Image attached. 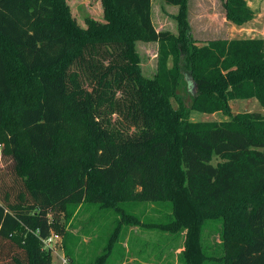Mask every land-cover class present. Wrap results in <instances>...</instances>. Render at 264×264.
Wrapping results in <instances>:
<instances>
[{"label":"trees","instance_id":"obj_1","mask_svg":"<svg viewBox=\"0 0 264 264\" xmlns=\"http://www.w3.org/2000/svg\"><path fill=\"white\" fill-rule=\"evenodd\" d=\"M163 1L178 7L177 40L154 27L151 0H100V17L82 22L67 0H0V160L15 175L13 185L0 176V264H49L43 240L77 201L121 211L108 248L130 226L184 230L183 264H264V116L189 120L228 112L232 99L264 105V38L197 45L187 0ZM222 1L228 21L253 18L246 0ZM137 39L158 43L151 76ZM182 54L196 86L188 104L177 92ZM131 201H165L171 213L146 221L125 212ZM206 219L221 224L218 256L202 244Z\"/></svg>","mask_w":264,"mask_h":264},{"label":"rangeland","instance_id":"obj_2","mask_svg":"<svg viewBox=\"0 0 264 264\" xmlns=\"http://www.w3.org/2000/svg\"><path fill=\"white\" fill-rule=\"evenodd\" d=\"M67 2L73 15L80 22L87 15H93L96 18L101 15L100 0H67ZM185 11L189 32L187 35L197 45L215 39L259 38L257 36L261 38L260 33H264V16L260 18L262 30L259 31L249 24L244 28L231 26L225 17L222 0H187ZM177 13L176 5L167 4L163 0H151V19L154 27L156 30H169L176 40L179 34L175 19ZM134 44L143 74L151 76L158 68V43L137 39ZM183 60L185 58L182 54L181 76L177 92L186 99L188 104L190 92L195 93L196 86L194 83L192 85V78ZM250 112H258L264 116V105L259 104L254 98H237L229 101L228 112L203 113L191 110L189 120H224L236 113ZM10 161L12 160L9 158L5 160L2 157L0 176L4 181L13 185L12 179L15 175ZM55 161L56 164L60 163L59 155ZM41 165L42 161H36L32 167L39 170ZM122 207L126 213L134 214L146 221L150 218L162 221L167 219L171 213L170 204L165 201H131L126 202ZM120 214L121 211L113 207L100 206L99 202L93 201L70 202L63 206L59 210L58 222H55L51 231L53 237H58V242L55 245L56 253L51 251L49 264H62L60 256L65 257L63 239L66 241L65 249L73 257L74 264H168L169 259L171 264H183L179 254L183 249L184 230L173 234L174 230L165 231L150 227L130 226L127 232L121 234V239L112 242L108 248V237ZM220 232L219 219H206L202 224L200 231L202 244L206 248V253L211 256L219 255L220 249L216 248V245ZM43 246L41 249L44 248ZM106 249L110 251L109 254H106ZM207 264H222V261L212 259Z\"/></svg>","mask_w":264,"mask_h":264},{"label":"crops","instance_id":"obj_3","mask_svg":"<svg viewBox=\"0 0 264 264\" xmlns=\"http://www.w3.org/2000/svg\"><path fill=\"white\" fill-rule=\"evenodd\" d=\"M248 6L253 10L254 12V16L252 19H250L249 21H247L245 24L242 25H236L230 21L227 20V22L234 27H238V28H244L246 27L248 24L250 26H253L255 28H257L256 30H262L261 29V17L264 16V0H246ZM261 34V38H264V33H260ZM260 37V36H257Z\"/></svg>","mask_w":264,"mask_h":264},{"label":"built area","instance_id":"obj_4","mask_svg":"<svg viewBox=\"0 0 264 264\" xmlns=\"http://www.w3.org/2000/svg\"><path fill=\"white\" fill-rule=\"evenodd\" d=\"M2 144L0 143V150H1ZM58 237H53L52 234H50L46 239L43 240L44 246L47 249H50V251L55 252L56 253V249H55V245L57 244ZM60 260L62 262V264L66 263V257L64 256H60Z\"/></svg>","mask_w":264,"mask_h":264},{"label":"water","instance_id":"obj_5","mask_svg":"<svg viewBox=\"0 0 264 264\" xmlns=\"http://www.w3.org/2000/svg\"><path fill=\"white\" fill-rule=\"evenodd\" d=\"M192 85H193V82H192ZM192 92H194V91H192Z\"/></svg>","mask_w":264,"mask_h":264}]
</instances>
